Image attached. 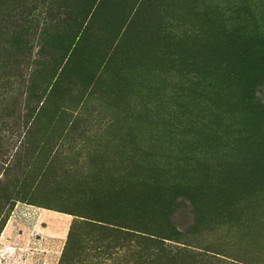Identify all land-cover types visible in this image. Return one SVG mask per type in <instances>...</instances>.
I'll return each mask as SVG.
<instances>
[{
	"label": "rangeland",
	"instance_id": "374dc122",
	"mask_svg": "<svg viewBox=\"0 0 264 264\" xmlns=\"http://www.w3.org/2000/svg\"><path fill=\"white\" fill-rule=\"evenodd\" d=\"M263 53L264 0H0V236L45 242L27 264H264Z\"/></svg>",
	"mask_w": 264,
	"mask_h": 264
},
{
	"label": "trees",
	"instance_id": "16d2710c",
	"mask_svg": "<svg viewBox=\"0 0 264 264\" xmlns=\"http://www.w3.org/2000/svg\"><path fill=\"white\" fill-rule=\"evenodd\" d=\"M258 57H263L262 62H264V53L263 54H258ZM154 208L156 209L157 205H155ZM60 213L72 215V216L78 218L79 219L78 220V224H81L82 226H84V225H88V226L91 225L93 227L94 226H97V227H99V226H102V227L107 226V227H110V229H114V228L115 229L119 228V229H123V230L125 229V230L131 231V232H137V233H142V234H148V235H151V236H155V237H157L159 239H166V238H163L161 234L153 235V233H155L154 230L151 231L150 233H146V232H142L144 229H142V230H134V229H130L128 227H125V226H123V224L122 225L120 224V222H119L120 220H118V218L114 217V214H112V213H110V214H108V213L107 214H100V213H92L91 214V213H89L87 215L84 214V213H81V212H79V213H77V212L68 213V212H62L61 211ZM167 231H168V235L167 236L163 235V236L169 237V238L172 237V234H170V233H172V230L168 229ZM126 233H130V232H126Z\"/></svg>",
	"mask_w": 264,
	"mask_h": 264
},
{
	"label": "crops",
	"instance_id": "0c3cea01",
	"mask_svg": "<svg viewBox=\"0 0 264 264\" xmlns=\"http://www.w3.org/2000/svg\"><path fill=\"white\" fill-rule=\"evenodd\" d=\"M27 212V210H25ZM13 227L12 219H9L4 227L2 236H0V256L8 253H14L13 257L15 259V262L19 263L16 256H23L26 258L27 256V248L30 249L31 247L37 252L38 250L42 249L43 246H45V242H42V240H38L37 238L35 242H27V236L24 238V242H10L8 237L11 235V229ZM30 239H28L29 241ZM53 243L54 247H56L57 242H50ZM31 248V249H32ZM23 264H27V258L25 261H21Z\"/></svg>",
	"mask_w": 264,
	"mask_h": 264
}]
</instances>
